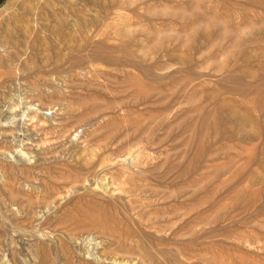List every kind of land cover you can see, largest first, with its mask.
Returning <instances> with one entry per match:
<instances>
[{"label":"rangeland","instance_id":"374dc122","mask_svg":"<svg viewBox=\"0 0 264 264\" xmlns=\"http://www.w3.org/2000/svg\"><path fill=\"white\" fill-rule=\"evenodd\" d=\"M8 2L0 264H264V0Z\"/></svg>","mask_w":264,"mask_h":264},{"label":"bare ground","instance_id":"6f19581e","mask_svg":"<svg viewBox=\"0 0 264 264\" xmlns=\"http://www.w3.org/2000/svg\"><path fill=\"white\" fill-rule=\"evenodd\" d=\"M27 1H29V0H10V2H8L7 3V6L6 7H9V6H11V7H15L16 9H22V11L23 10H26V8H25V3L27 2ZM51 1V0H50ZM91 1V0H90ZM94 1H100V0H94ZM85 3H86V1H85ZM42 4V3H41ZM54 4V3H53ZM52 4V5H53ZM46 5V4H45ZM56 5V4H55ZM57 6V5H56ZM30 7V6H29ZM54 7V6H53ZM41 8V7H40ZM51 8V7H50ZM38 9V8H37ZM29 10H30V8H29ZM35 10H36V8H35ZM58 10V9H57ZM21 11V10H20ZM27 11V10H26ZM54 11V10H53ZM29 13V12H28ZM57 13V12H56ZM60 14V13H59ZM58 14V15H59ZM17 15V14H16ZM24 16V15H23ZM23 16H21L22 18H20V17H18L16 20H23V26L25 25V27H24V29H23V34H25V35H31L32 33L34 34L35 33V29L33 28V27H31V25H30V20L28 19V17L27 18H24ZM26 16V15H25ZM56 16V15H55ZM60 16V15H59ZM54 17V16H53ZM61 17V16H60ZM63 17V16H62ZM12 19V18H11ZM57 19V18H56ZM62 19V18H61ZM64 19V18H63ZM36 20V19H35ZM54 21H55V19H54ZM56 21H58V20H56ZM56 21L54 22V23H56ZM34 22V21H33ZM43 22V21H42ZM47 22V21H46ZM53 22V21H52ZM59 22V21H58ZM63 23H64V21H62ZM50 23V22H49ZM60 23V22H59ZM5 24V23H4ZM43 24V23H42ZM52 24V23H51ZM65 24H66V22H65ZM46 25V24H45ZM47 25H48V22H47ZM68 25V24H67ZM63 26V25H62ZM66 26V25H65ZM42 27V26H41ZM48 27V26H47ZM52 27V26H51ZM50 27V28H51ZM56 27H58V26H56ZM75 27V26H74ZM11 28V27H10ZM16 28V27H15ZM40 28V27H39ZM62 28V27H61ZM64 28V27H63ZM8 29V28H7ZM49 29V28H48ZM52 29V28H51ZM55 29V28H54ZM59 29H60V27H59ZM42 30V29H41ZM53 30V29H52ZM6 31V30H5ZM9 31V30H8ZM15 32V31H14ZM22 32V31H21ZM10 33V32H9ZM13 33V32H12ZM46 33V32H45ZM49 33V32H48ZM54 34H55V32H53ZM52 33V34H53ZM66 33H68V32H66ZM51 34V35H52ZM57 34V33H56ZM61 34V33H60ZM7 35V34H6ZM46 35H47V33H46ZM68 35V34H67ZM71 35V34H70ZM69 35V36H70ZM14 36H16V35H14ZM45 36V35H44ZM59 36V35H58ZM61 36V35H60ZM64 36H65V34H64ZM8 37V36H7ZM68 37V36H67ZM67 37H65L66 38V40H67ZM22 38V37H21ZM24 38V37H23ZM30 38V37H29ZM32 38V37H31ZM30 38V39H31ZM53 38V37H52ZM61 39H62V37H60ZM2 39V38H1ZM0 39V40H1ZM58 39H59V37H58ZM2 40H6L7 41V39H2ZM1 40V41H2ZM43 40V39H42ZM49 40V39H48ZM64 40V39H63ZM71 40V39H70ZM12 41V40H11ZM10 41V42H11ZM19 40H16L15 41V44H16V42H18ZM27 41V40H26ZM32 41V40H31ZM65 41V40H64ZM3 42V41H2ZM44 42V41H43ZM45 42H48L47 40L45 41ZM44 42V43H45ZM1 43V42H0ZM14 43V42H13ZM59 43V42H58ZM52 44H53V42H52ZM51 44V45H52ZM62 44V43H61ZM60 44V45H61ZM6 45H8V44H6ZM24 45L25 46H32L33 44L30 42V44L27 42V43H25V41H24ZM47 45H48V43H47ZM46 45V46H47ZM66 45V44H65ZM13 46H15V45H13ZM59 46V45H58ZM67 46V45H66ZM26 47V48H27ZM18 48H19V46H18ZM28 49V48H27ZM47 49V48H46ZM14 50V49H13ZM17 50V49H16ZM19 51H21V50H19ZM23 51V50H22ZM33 51V50H32ZM40 51V50H39ZM36 52V51H35ZM26 53V52H25ZM33 53V52H32ZM31 53V54H32ZM14 55L16 54V53H13ZM22 54V53H21ZM34 54V53H33ZM37 55V54H36ZM22 56V55H21ZM36 57V56H35ZM35 57H33V58H35ZM17 58V57H16ZM21 59V58H20ZM19 59V60H20ZM25 59V58H24ZM7 60V59H6ZM27 60H29V59H27ZM5 61V60H4ZM9 61V60H8ZM22 61V60H21ZM20 61V62H21ZM23 62H25V60H23ZM227 115H228V117L230 118V119H233L234 121H235V123H238V124H241V123H243L246 119H249L248 117L246 118V117H243V116H241L238 112H237V110H235V109H230V111H228L227 112ZM117 263V262H116ZM119 263V262H118ZM120 264V263H119Z\"/></svg>","mask_w":264,"mask_h":264}]
</instances>
